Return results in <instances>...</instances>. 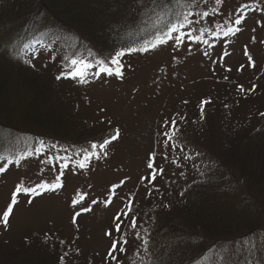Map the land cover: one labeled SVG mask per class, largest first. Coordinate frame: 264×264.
Listing matches in <instances>:
<instances>
[{"label": "rangeland", "instance_id": "obj_1", "mask_svg": "<svg viewBox=\"0 0 264 264\" xmlns=\"http://www.w3.org/2000/svg\"><path fill=\"white\" fill-rule=\"evenodd\" d=\"M60 1L65 11L75 0ZM76 1L99 5L96 15L107 12V25L134 47L142 48L169 20L159 15L160 0ZM55 5L45 8L54 14ZM13 7L11 0H0L6 84L0 97V264H55L62 255V264H264V0H199L193 9L209 16L194 28L207 24L203 31L215 32L240 17L244 23L233 25L240 31L220 40L208 35V44L133 53L122 60V81L90 84L56 81L71 53L52 64L54 47L35 46L34 58L20 60L19 44L33 30L53 22L76 36L65 15H47L36 24L27 19V8ZM95 53L97 59L109 55L100 46ZM28 84L41 94L30 92ZM35 96L53 123L26 117ZM173 118L180 128L177 147L170 142L165 149L163 125L170 127ZM117 129L119 139L108 145L107 158L80 170L81 149L90 150ZM57 182L63 187L55 192L41 187ZM25 188L37 194L17 195L16 189ZM191 199L199 203L193 207ZM118 213L128 214L121 216V233L115 232ZM133 216L136 229L128 227ZM255 218L257 230L246 232L247 221ZM217 220L226 233L208 231ZM121 234L127 244L113 258L109 250Z\"/></svg>", "mask_w": 264, "mask_h": 264}, {"label": "trees", "instance_id": "obj_2", "mask_svg": "<svg viewBox=\"0 0 264 264\" xmlns=\"http://www.w3.org/2000/svg\"><path fill=\"white\" fill-rule=\"evenodd\" d=\"M148 1L152 2V0H148ZM183 1L184 3L181 4L178 0H160L159 4H160L161 11H159V15H161V17H162V14L166 15L165 17H167L169 20L164 19L165 24L161 25V27L158 28V30L166 27L167 23L173 20L176 17L177 13H181V9L183 7L185 9H188L189 11L197 12L193 9L195 8L193 7V5L197 4L199 0H183ZM205 1L206 3L208 2V0H205ZM11 2L12 4H14L13 10L16 12L27 8V10L25 11V14L28 15L27 19L30 20L31 22H35L36 24L39 23L40 20L43 21L45 19V16L47 15L50 16V15L57 14L59 17L60 16L63 17L65 15V18L71 22V24L67 23V26L73 29L74 31L70 29L69 30L72 31L74 35L76 36L74 37L70 32L65 31L64 29L60 27V25L54 24L53 22L48 29H45L43 31L33 30L32 32L28 34L29 37H27V39L22 41V43H20L18 47L19 58L20 60H23V62L27 61L26 57L28 59L34 58L31 50L34 49L35 46H45L47 48L48 47L56 48L57 51L53 53L52 64H55V63L60 64L63 61H65V59L67 60L70 53H71V56L69 57L70 60L73 58H76V59L83 58L84 60H92L94 62L98 58L96 57L97 54L95 53V51L97 50V47L99 46L103 47L109 54V55H104L103 57L99 56L100 58H105V59L109 58L111 54H114V52L119 51L121 49L127 50L131 48H140V47H134V45L131 44V42L128 43V41H125L124 37L117 36V34L112 31V28L107 25L110 22H112L109 19L110 17L107 16V12L104 16L96 15V13L100 12V9H99V5H96L95 3L87 5L81 1L75 0V1L69 2L70 3L69 8L63 11L60 8L63 2L60 0H11ZM50 4L52 5L56 4L54 8L58 9L59 7L60 11H56L53 8L52 11L54 14H51L45 8L49 6ZM34 11L35 13L31 14ZM215 13H218V10H215ZM60 19H59V22L62 21V20L60 21ZM159 22H163V21L160 20ZM72 25H73V28H72ZM208 26L209 25L205 24L202 28H199V29L203 30L207 28ZM26 31L27 29L24 28L23 32H26ZM45 33L46 35H43V42L37 43L33 47V41L36 40L38 37H41L42 34H45ZM92 44H94L95 47ZM25 45H27L28 47L25 48L24 47ZM77 52H80V53H77ZM58 75H60V73ZM56 81H60V80L56 79ZM28 85L26 86L28 87V90L30 92L34 91L36 94H41L42 91L38 89V87H36L33 84L29 86ZM5 87H6V84L2 79V72L0 71V97L4 93L3 91ZM37 100L38 98L36 96H35V99L33 98L31 100V104L27 108L29 112L26 114V117L29 119H35V121H39L42 123H47V124L53 123L52 121L54 120L53 115H50L47 110L42 109V107L38 103L39 101ZM39 125H43V124H39ZM244 162L245 161H243V163ZM249 177L251 179H255L256 177H259V176L254 177V174H252V175H249ZM259 178H262L264 182V177L260 176ZM197 203H199L198 199H191V205L193 207H195ZM187 207L188 206L186 204L184 209H187ZM245 226L247 227L246 232L253 233V231L257 230L259 226L258 220L255 218L250 221H247V224ZM207 227H208V231L215 232V233L218 232V234H220L221 232L226 233V230H227L221 225L220 220H217L216 223H211L210 226H207ZM176 255L177 254H174L173 256L177 259ZM63 260H64V256L62 255L61 258H58V262H56L55 264H62ZM38 264H41V263H38Z\"/></svg>", "mask_w": 264, "mask_h": 264}, {"label": "snow or ice", "instance_id": "obj_3", "mask_svg": "<svg viewBox=\"0 0 264 264\" xmlns=\"http://www.w3.org/2000/svg\"><path fill=\"white\" fill-rule=\"evenodd\" d=\"M139 2V0H138ZM144 5L141 6V10ZM217 13H213L215 15ZM209 16V13L207 11L204 12H191V13H177L176 18L171 20L167 23L166 27L158 30L149 41L145 42L144 46L142 48H131V49H121L119 51L114 52V54H111L109 58H99L95 60L94 62L92 60H84L73 58L70 60L68 64H65L63 66L64 70L61 72L60 75L56 77L57 80L61 79H69L72 81H78L80 84H90L95 81H99L103 78H116L118 80H123L125 76V65L123 64L122 60L125 56L131 55L133 53H141V54H148L150 52H156L159 49L171 46L173 50H176L178 48H181L184 46V44H208V40L206 39V36L212 35L214 39L220 40V39H226L229 36L234 35L236 32L240 31L239 28L233 27V25H241L244 23V20L240 17H236L234 20H230V23L225 26L221 25L219 31L215 32H204L202 29L194 28V25H199L201 21L204 18H207ZM43 35L41 37H38L36 40L33 41V47L37 43L43 42ZM25 48L28 46L25 45ZM191 51V48L188 49ZM207 55V53H205ZM175 59V57H174ZM34 67V65H32ZM254 90V88H253ZM243 91V89H241ZM205 104L210 103V101H204ZM204 109H201V115L203 116ZM165 131L162 133V136L164 137V148L167 149L169 147V143L171 142V146L173 149L177 147V144L175 143V140L177 139V134L180 133V128L177 124V121L175 118L171 120V126L169 127V123L166 121L163 125ZM119 139V129L116 130V134L111 136L110 138L105 139L102 143H95L92 142L90 144V150L88 148H83L81 151L84 153V155L81 157V160L83 162L77 163V167L80 170H85L86 167L91 166L92 160H100L101 158L106 159L107 158V149L108 145L112 144L114 141ZM44 142L40 141V148H44ZM40 148L36 149L37 152L40 151ZM79 155V154H78ZM191 157H186V159H190ZM72 158L69 157L68 160L70 161ZM150 159L154 160L155 156L154 154H150ZM165 159H167V156H165ZM63 167L67 169L69 167L68 163H63ZM149 167H154L153 164H149ZM2 171V169H0ZM163 174V170H161V175ZM152 180H155V175H152ZM143 179H148V177H145ZM45 189V191L55 192L63 187V185L59 182L55 184H43L41 185ZM17 195H20L21 192L25 196H34L37 194L36 188L32 189H16ZM44 192H40L39 195H43ZM181 195H184L182 192ZM32 200L29 199L28 203H31ZM129 208H131V203L129 202ZM75 207V206H74ZM86 211H90V208L83 209ZM12 213V208L9 207L7 209V213L3 215V224L5 227L8 226L9 217ZM81 209L76 208L75 209V215H80ZM121 216H124L125 219H127L128 214L127 213H118L116 217L114 218L116 221H118L115 224V232L121 233V226L123 224V220L121 219ZM131 229L137 228V219L135 216L132 217L130 224L128 225ZM109 236H112V232H108ZM123 234H121V238H113L112 245L109 250V254L112 255L113 258H115V253L117 251L123 252L124 245L127 244V240L122 238ZM137 239H142V237L137 233L136 236ZM144 243L147 244L148 240L145 239ZM119 245V247H118Z\"/></svg>", "mask_w": 264, "mask_h": 264}]
</instances>
